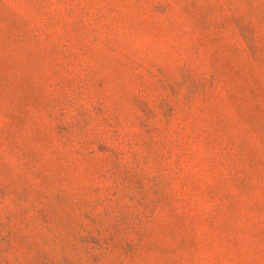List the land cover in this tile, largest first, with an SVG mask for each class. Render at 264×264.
<instances>
[{
  "label": "rangeland",
  "instance_id": "1",
  "mask_svg": "<svg viewBox=\"0 0 264 264\" xmlns=\"http://www.w3.org/2000/svg\"><path fill=\"white\" fill-rule=\"evenodd\" d=\"M0 264H264V0H0Z\"/></svg>",
  "mask_w": 264,
  "mask_h": 264
}]
</instances>
